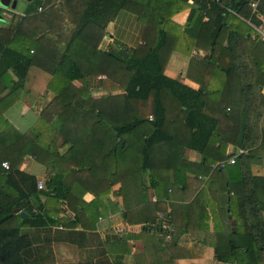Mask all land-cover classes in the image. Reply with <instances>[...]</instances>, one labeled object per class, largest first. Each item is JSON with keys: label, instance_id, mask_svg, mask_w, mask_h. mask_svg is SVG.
Segmentation results:
<instances>
[{"label": "trees", "instance_id": "trees-1", "mask_svg": "<svg viewBox=\"0 0 264 264\" xmlns=\"http://www.w3.org/2000/svg\"><path fill=\"white\" fill-rule=\"evenodd\" d=\"M32 1L13 28L0 26V92L9 88L0 97V264H49L36 243L37 230L57 222L64 227H93L103 215L100 197L118 194L121 185L112 186L127 173L149 170L159 196L155 168L179 164L185 146L198 149L206 162L225 159L232 154L225 151L228 143L247 148L232 164L244 193L230 195L228 205L236 229L218 236L221 243L214 244L215 256L264 264L260 262L264 261V219L256 196L264 177L251 174L249 163L242 165L244 158H255L264 150L259 123L264 95L258 90L259 83H264V70L252 60L250 65L243 55V39L250 26L227 9L258 23L250 0H195L199 10L191 8L183 25L174 23L170 15L188 5L187 0H62L65 13L50 4L53 0ZM259 9L264 10V0ZM120 10L141 22L144 42L130 48L121 44L125 56L116 46L98 47L106 23ZM66 19L74 22L69 32L61 25ZM181 31L194 36L195 44L207 50L189 62L187 75L199 79L197 88L163 72ZM29 65L50 74L46 85L60 109L52 119L39 115L33 125L20 131L4 111L19 98ZM100 73L113 79L118 75L123 87L93 97L90 80ZM211 81L212 88L207 86ZM182 128L189 132L183 138ZM61 146L65 148L59 151ZM26 155L50 169L42 187H37V176L19 168ZM3 160L8 168L1 165ZM68 170L78 182L63 180ZM88 177L93 183H88ZM85 191L94 195L88 202L80 199ZM235 203L239 205L236 211ZM62 206L73 211L72 218L56 217ZM164 217L172 222L170 212H164ZM142 228L162 229L158 224H142ZM72 233L69 239L78 246L93 240L92 232ZM98 242L106 244L107 254L113 253L112 264H118V254L126 250L124 239L100 237ZM79 247L88 257V250Z\"/></svg>", "mask_w": 264, "mask_h": 264}, {"label": "crops", "instance_id": "crops-1", "mask_svg": "<svg viewBox=\"0 0 264 264\" xmlns=\"http://www.w3.org/2000/svg\"><path fill=\"white\" fill-rule=\"evenodd\" d=\"M11 1L9 0L6 6L0 5V26L13 28L19 16L24 15L25 9L34 2L23 0L20 10H16L17 0L14 6H11ZM187 2L188 5L170 15L174 23L183 25L191 8L195 11L199 10V4L195 0H187ZM50 4L61 9L62 13L66 12L62 0H53ZM227 9L229 13L238 16L250 26L251 30H246L245 33L248 37L243 39V55L250 65L253 61L262 72L264 43L257 39L253 29L254 20L244 19L229 7ZM203 19H207V15H204ZM230 22L232 19L229 20ZM61 25L73 28L74 22L66 19L65 24L62 22ZM66 31L69 32L70 29ZM104 31L105 34L98 46L102 49L110 46H116L117 49L124 48L123 46L130 48L144 43L141 37V22L125 10L118 11L116 16L106 23ZM206 53L207 50L195 44L194 36L181 31L176 43L171 47L163 72L181 83L197 88L200 85L199 79L187 75L189 62L190 59L201 58ZM8 72L15 79V74L11 70ZM100 75L105 77L104 73L94 77ZM49 78L48 72L35 65L27 67L19 98L4 111L6 118L20 131H25L33 125L39 115L50 120L59 111L60 105L46 85ZM73 83L79 84L78 81ZM207 86L214 87L213 81ZM258 87L260 94L264 95V83H259ZM90 89L93 90L92 87ZM8 91L9 88L6 87L0 92V97ZM91 94L97 97L100 93L96 95L92 92ZM259 123L262 129L260 133L264 134V108ZM188 134V130L181 129V138ZM217 144L218 142L213 143L212 148H215ZM238 147L240 146L228 143L225 151L233 153ZM64 148L65 146H61L58 150L62 151ZM180 152L179 164H172L168 168L159 166L154 169V176L158 175L159 180L157 184L159 196L152 186L154 184L149 170L136 174L127 173L112 186L115 189L121 185L118 194L107 193L100 197L104 205L103 215L95 219L93 227L80 225L64 227L62 223L57 222L56 225L37 230L39 241L36 243L41 245L46 253L45 260L49 264H112L113 253L107 254L106 244H100L98 240L100 237L110 240L121 236L124 239L123 249L126 248V250L122 255L118 254L116 258L119 261L118 264L120 262L121 264H259L224 261L218 259L214 252V244L221 243H218L220 239L218 236L223 232L236 229L235 219L231 215L228 204L230 195L242 196L244 186L242 182L234 178L237 177L235 172L237 169L232 167L234 162L226 163L223 169L216 170L213 164L220 160L219 158L206 162L207 160L204 161V156L198 149L186 146ZM260 153L255 158L250 157L249 160L244 158L245 162L243 161L242 165L245 167L244 165L249 163L251 174L264 177V150ZM19 168L34 174L42 183L51 173L48 167L30 155L24 156ZM72 175H74L72 171L68 170L63 180L66 183L78 182ZM88 183H93V179L88 177ZM169 183L174 185L168 186ZM228 183L229 186L225 189ZM196 193L198 195L195 196ZM256 196L264 219V184L256 187ZM93 197L91 191H85L80 199L88 202ZM112 203H115L116 209L113 208ZM62 207L64 209L56 217L72 218L73 211L66 209L65 206ZM76 207L80 208L77 202ZM233 209L238 210L239 205L235 203ZM164 212H170L172 216V222L167 221L169 229L162 228L158 231L142 228V224H150V226L158 224V215L160 213L164 215ZM83 215L84 212L79 214L80 217ZM83 220L86 225H91L90 220L86 218ZM115 224L122 227V233L113 231L112 226ZM71 230L72 232L80 230L86 233L92 232L93 240L79 245L88 250V257L85 252L80 251L76 241L69 239V235L71 237L75 235ZM112 233L117 234V237H105L106 234ZM260 262L264 263L263 260Z\"/></svg>", "mask_w": 264, "mask_h": 264}, {"label": "built area", "instance_id": "built-area-1", "mask_svg": "<svg viewBox=\"0 0 264 264\" xmlns=\"http://www.w3.org/2000/svg\"><path fill=\"white\" fill-rule=\"evenodd\" d=\"M259 2L260 0H250L249 1V6L251 8V12L254 13L259 22L258 23H254L253 24V29L255 31V34L257 35V37L264 42V10H260L259 9ZM41 8L40 6L38 7V9ZM195 52V51H194ZM151 114H148V118L151 119ZM247 152V149L245 148H242V147H238L231 155H229L228 157H226L225 159H220L218 161H216L214 164H213V167H223L226 163H232L234 162L235 160V156L239 153H245ZM1 165L4 167V168H8L9 167V164L6 160H3L1 162ZM43 186V183L41 180H37V187H42ZM158 226H160L161 228H163L164 230L166 229H169L170 226H169V223L167 222V220L165 219L164 215L163 214H159L158 215ZM113 228V231L116 232V233H122L123 232V229L120 225H113L112 226Z\"/></svg>", "mask_w": 264, "mask_h": 264}, {"label": "rangeland", "instance_id": "rangeland-1", "mask_svg": "<svg viewBox=\"0 0 264 264\" xmlns=\"http://www.w3.org/2000/svg\"><path fill=\"white\" fill-rule=\"evenodd\" d=\"M22 2L23 0H17V5L15 7L16 10H20ZM68 29H71V27L66 28V30ZM90 87L93 88L92 90L93 94L98 95L99 93L104 91L107 92V91H113L116 88L117 89H119L120 87L122 88L123 80H120L118 75L115 77V79L108 77L106 74L105 77L101 75L96 77L93 76L90 80Z\"/></svg>", "mask_w": 264, "mask_h": 264}, {"label": "water", "instance_id": "water-1", "mask_svg": "<svg viewBox=\"0 0 264 264\" xmlns=\"http://www.w3.org/2000/svg\"><path fill=\"white\" fill-rule=\"evenodd\" d=\"M15 2H16V0H12L11 1V6H14ZM8 3H9V0H0V5L6 6ZM119 52L122 53L124 56L126 55V52L122 48L119 49ZM113 133L115 134V131H113ZM21 213H23V212H21ZM105 237L106 238H110V237L111 238H115V237H117V234H115V233L106 234Z\"/></svg>", "mask_w": 264, "mask_h": 264}]
</instances>
